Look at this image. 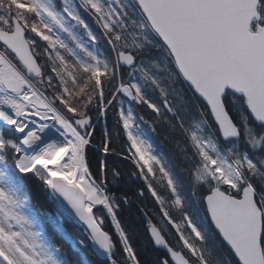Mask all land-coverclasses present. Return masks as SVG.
<instances>
[{
    "label": "snow or ice",
    "instance_id": "6c2138e0",
    "mask_svg": "<svg viewBox=\"0 0 264 264\" xmlns=\"http://www.w3.org/2000/svg\"><path fill=\"white\" fill-rule=\"evenodd\" d=\"M0 264H264V0H0Z\"/></svg>",
    "mask_w": 264,
    "mask_h": 264
},
{
    "label": "trees",
    "instance_id": "16d2710c",
    "mask_svg": "<svg viewBox=\"0 0 264 264\" xmlns=\"http://www.w3.org/2000/svg\"><path fill=\"white\" fill-rule=\"evenodd\" d=\"M162 134H165V129L162 131ZM169 150L171 149V145H169ZM130 170L129 167H126L124 169L125 175H127L128 171ZM32 197H33V204L39 208H43V201H41L42 197V191L39 187L35 185V183H32ZM123 191H126L129 194L130 199L133 201L132 204L126 206L123 208L121 212V219L124 221L126 225H129L131 228H133L136 231V241L139 243L140 240L144 239L145 233L143 229V222L142 217L139 213V207H142L143 205L140 204V201L136 198V191L139 188V184L133 182L130 179H127L124 181L121 185ZM144 203L147 204L149 207H151V198L149 196H145ZM71 235L74 238H83L84 234L81 231V228L73 224L72 228H69Z\"/></svg>",
    "mask_w": 264,
    "mask_h": 264
}]
</instances>
